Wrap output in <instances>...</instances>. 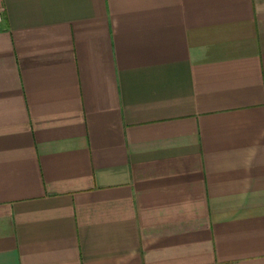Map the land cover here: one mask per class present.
<instances>
[{
    "label": "crops",
    "instance_id": "0c3cea01",
    "mask_svg": "<svg viewBox=\"0 0 264 264\" xmlns=\"http://www.w3.org/2000/svg\"><path fill=\"white\" fill-rule=\"evenodd\" d=\"M0 264H264V0H0Z\"/></svg>",
    "mask_w": 264,
    "mask_h": 264
}]
</instances>
